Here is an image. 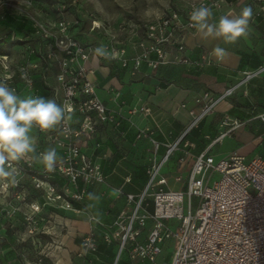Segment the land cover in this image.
<instances>
[{
  "label": "built area",
  "instance_id": "obj_1",
  "mask_svg": "<svg viewBox=\"0 0 264 264\" xmlns=\"http://www.w3.org/2000/svg\"><path fill=\"white\" fill-rule=\"evenodd\" d=\"M228 2L229 0H191L184 7H168L156 13L152 20L132 23L136 32L130 41L137 51L131 56L127 55V47L121 42L110 39L97 44L81 42L77 35L71 33L80 24L78 18H61L51 26L29 15L25 8L20 10L22 16L30 19L34 34L47 42V54L39 55L44 63L41 65L43 78L48 64L53 60L57 61L60 71L56 79L62 90L60 104L67 102L71 107V111L66 113L67 118L54 130L42 132L34 128L45 135L53 148L62 151L56 170L76 189L71 197L82 198L85 190H78L79 182L93 184L105 181L99 166L81 150L79 138L83 133L92 134L99 121L117 124L115 114L95 94V85L89 78L90 58L117 61L122 68H129L132 76L140 72L143 63L152 71L161 65L191 63L186 55L185 38L194 30L189 27L192 7L206 4L212 11H219ZM23 3L26 7L30 5L28 1ZM257 15L264 24V5ZM98 27V22L92 20L91 28ZM101 47L108 52V56L96 54L95 50ZM7 60L8 55H0V79L17 91ZM212 62L208 55H203L197 64ZM38 69L37 63L21 64L17 68V75L26 87L32 89L34 73ZM262 73L264 65L243 71L241 78L218 96H213L207 90L202 92L196 99L201 105L200 110L196 114L193 110L189 112L193 118L183 136L236 89L243 87L246 93L248 83ZM181 107H185V104H181ZM140 109L149 112L148 108ZM71 112L82 117L77 128L70 124ZM259 118L264 121V113ZM222 124L229 128L219 138L240 125L228 118ZM183 136L167 145L161 159L152 160L147 168L148 181L141 192L131 194L123 193L121 189L116 190L118 195H124L127 209L122 210L113 223L106 226L103 240L106 243L117 241L118 256L126 252L131 260H148L151 264H264V156L254 153L246 157L230 153L217 158L209 150H205L195 157L186 187L166 189L164 186L167 181L161 169L177 149ZM157 146L155 143V150ZM10 163L16 169V174L33 166L31 160ZM216 173L219 178L209 185L211 177ZM180 180V177H176V181ZM149 200L153 205L151 211L148 208ZM88 219L91 223L90 230L82 237V245L76 253L80 259L79 264H86L87 256L98 249L95 224L100 222L93 215ZM148 220L152 221V226L146 239L139 241ZM169 238H175L177 246L169 262H160L158 257L162 251L161 244Z\"/></svg>",
  "mask_w": 264,
  "mask_h": 264
},
{
  "label": "crops",
  "instance_id": "obj_2",
  "mask_svg": "<svg viewBox=\"0 0 264 264\" xmlns=\"http://www.w3.org/2000/svg\"><path fill=\"white\" fill-rule=\"evenodd\" d=\"M262 5L264 0H229L219 11L213 10L214 18L218 20L221 15H235L243 7L250 6L253 16L249 34L235 43H225L221 39H203L194 29L185 38L186 55L191 61L188 64L161 65L152 71L143 63L140 72L132 76L130 69L122 68L117 61L90 58L89 78L95 85V94L115 114L117 124L99 121L92 134L83 133L78 140L81 150L99 166L105 181L93 183L91 187L88 184L85 203L73 201L72 209L60 215L62 230L59 241L62 247L56 258L57 264H79L80 259L76 253L82 245V237L90 230V215L100 222L95 224L98 249L87 256L86 264H118L120 261L121 264H151L148 260H131L126 252L118 256L117 241L106 243L103 240L106 226L112 224L122 210L127 209L124 195H118L116 190L138 194L144 189L148 181L147 168L154 158L161 159L167 145L179 140L189 128L193 118L189 112H199L201 105L196 99L202 92L207 90L213 96H218L234 85L243 71L264 65V24L257 15ZM19 16H0V19H8L7 22L6 19L0 21V27L2 25L3 28L0 30V38L9 34L13 43L15 39L22 42L19 48L17 44H11L0 52V55H8L7 64L13 75L12 82L21 97L43 96L55 99L58 103L62 95L56 79L60 71L59 64L51 61L43 78L41 65L44 63L39 55L48 52L46 45L41 48L45 41L34 34L29 18ZM123 43L127 47L128 56L137 51L132 47L130 39H125ZM217 44L227 50V55L220 61L212 54ZM203 55H208L213 62L197 64ZM25 63H37L40 68L35 70L32 89L26 87L17 75L18 66ZM181 104H185V107H181ZM140 108H148L149 112ZM262 113L264 73L248 83L246 93L243 87H239L188 130L162 166L161 173L167 181L164 188L184 189L195 157L205 150L217 158L230 153L246 157L254 153L264 156V121L259 118ZM92 115L95 116V113ZM227 118L240 125L219 138L229 128L222 124ZM81 119V115L75 112L69 115L73 128L79 126ZM226 138L234 141V148L226 153H214L213 148ZM153 141L158 144L156 150ZM60 151H57V155ZM172 157L173 162L168 164ZM176 177L181 180L176 181ZM89 193L100 199L89 200ZM90 203L95 207L89 209L87 205ZM148 208L150 211L153 209L151 200ZM151 226L152 221L148 220L139 241L146 239ZM171 255L169 259L164 258L160 262H169Z\"/></svg>",
  "mask_w": 264,
  "mask_h": 264
},
{
  "label": "rangeland",
  "instance_id": "obj_3",
  "mask_svg": "<svg viewBox=\"0 0 264 264\" xmlns=\"http://www.w3.org/2000/svg\"><path fill=\"white\" fill-rule=\"evenodd\" d=\"M30 5L23 6V2ZM188 0H0V16H21L22 9L51 26L61 18H78L80 24L71 33L83 43H99L102 40L123 43L135 31L132 23H142L154 19L156 13L173 7L181 8ZM19 16V17H20ZM7 18L4 17L1 20ZM92 20L99 24L92 29ZM2 23V22H1ZM0 23V24H1ZM2 25L0 30H2ZM134 29V30H133ZM45 41V40H44ZM17 48L22 45L14 40ZM47 47V42L41 48ZM60 104V98L58 100ZM78 118L76 119V123ZM52 131V130H49ZM37 141V153L53 147L43 134L33 129ZM234 141L226 138L214 148V153H226L234 148ZM56 151H60L56 149ZM62 151L57 155L58 159ZM31 160L33 166L16 174V185L0 180V264H57L56 258L62 247L59 241L61 217L71 210L73 201L85 203L87 189L93 184L78 183V190L85 192L81 199H74L65 176L57 170L49 172L31 155L20 161ZM173 162V157L170 163ZM219 178L214 174L209 185ZM8 183V187L3 185ZM35 208L37 211H35ZM152 209V208H151ZM177 246L175 238L166 239L158 257L169 259ZM121 264V261L118 263Z\"/></svg>",
  "mask_w": 264,
  "mask_h": 264
},
{
  "label": "clouds",
  "instance_id": "obj_4",
  "mask_svg": "<svg viewBox=\"0 0 264 264\" xmlns=\"http://www.w3.org/2000/svg\"><path fill=\"white\" fill-rule=\"evenodd\" d=\"M253 9L243 7L238 14L221 15L214 18L212 8L206 4L193 6L189 15V27L203 39H221L225 43H235L249 34L250 20ZM98 56H108L104 48H97ZM212 54L222 60L227 50L219 44L212 49ZM26 75V74H25ZM71 107L65 102L61 105L55 99L43 96L29 95L21 97L15 88L0 79V180H7L11 184L17 183L16 169L10 162L20 161L31 155L33 160L43 164L49 171H55L57 166V151L53 147L37 153L36 137L31 133L34 128L47 132L60 125L67 117ZM8 187V183L3 185ZM89 200H99L100 197L88 194ZM89 209L94 204H88Z\"/></svg>",
  "mask_w": 264,
  "mask_h": 264
},
{
  "label": "trees",
  "instance_id": "obj_5",
  "mask_svg": "<svg viewBox=\"0 0 264 264\" xmlns=\"http://www.w3.org/2000/svg\"><path fill=\"white\" fill-rule=\"evenodd\" d=\"M11 44H13V42L11 41L9 34H5L4 37L0 38V52H2L6 46Z\"/></svg>",
  "mask_w": 264,
  "mask_h": 264
}]
</instances>
